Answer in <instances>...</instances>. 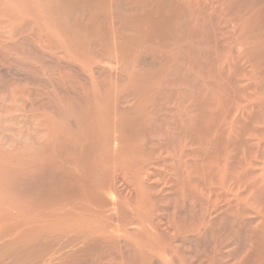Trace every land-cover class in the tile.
I'll return each instance as SVG.
<instances>
[{
	"label": "bare ground",
	"instance_id": "1",
	"mask_svg": "<svg viewBox=\"0 0 264 264\" xmlns=\"http://www.w3.org/2000/svg\"><path fill=\"white\" fill-rule=\"evenodd\" d=\"M0 264H264V0H0Z\"/></svg>",
	"mask_w": 264,
	"mask_h": 264
}]
</instances>
